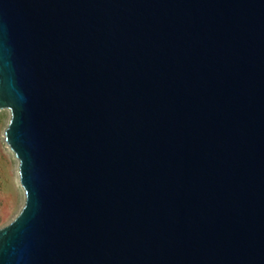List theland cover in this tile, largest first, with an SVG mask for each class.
I'll return each mask as SVG.
<instances>
[{"label": "water", "instance_id": "1", "mask_svg": "<svg viewBox=\"0 0 264 264\" xmlns=\"http://www.w3.org/2000/svg\"><path fill=\"white\" fill-rule=\"evenodd\" d=\"M0 111V264H264V0H0Z\"/></svg>", "mask_w": 264, "mask_h": 264}, {"label": "rangeland", "instance_id": "2", "mask_svg": "<svg viewBox=\"0 0 264 264\" xmlns=\"http://www.w3.org/2000/svg\"><path fill=\"white\" fill-rule=\"evenodd\" d=\"M10 121V112L0 111V229L16 220L26 201L20 184L19 162L6 142Z\"/></svg>", "mask_w": 264, "mask_h": 264}, {"label": "trees", "instance_id": "3", "mask_svg": "<svg viewBox=\"0 0 264 264\" xmlns=\"http://www.w3.org/2000/svg\"><path fill=\"white\" fill-rule=\"evenodd\" d=\"M0 224H1V221H0Z\"/></svg>", "mask_w": 264, "mask_h": 264}]
</instances>
